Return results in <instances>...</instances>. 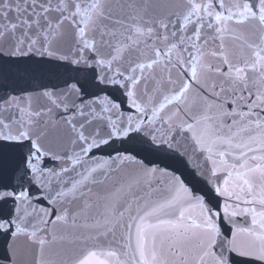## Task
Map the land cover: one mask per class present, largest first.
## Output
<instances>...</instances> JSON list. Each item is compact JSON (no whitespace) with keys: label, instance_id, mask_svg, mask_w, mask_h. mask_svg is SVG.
I'll use <instances>...</instances> for the list:
<instances>
[{"label":"snow or ice","instance_id":"6c2138e0","mask_svg":"<svg viewBox=\"0 0 264 264\" xmlns=\"http://www.w3.org/2000/svg\"><path fill=\"white\" fill-rule=\"evenodd\" d=\"M0 264H264V0H0Z\"/></svg>","mask_w":264,"mask_h":264}]
</instances>
